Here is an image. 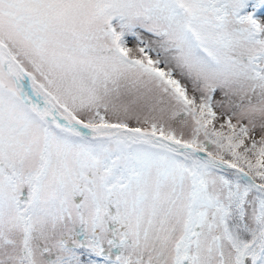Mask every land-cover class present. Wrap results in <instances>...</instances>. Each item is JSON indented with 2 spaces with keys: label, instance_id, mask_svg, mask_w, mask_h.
Instances as JSON below:
<instances>
[{
  "label": "snow or ice",
  "instance_id": "1",
  "mask_svg": "<svg viewBox=\"0 0 264 264\" xmlns=\"http://www.w3.org/2000/svg\"><path fill=\"white\" fill-rule=\"evenodd\" d=\"M0 264H264V0H0Z\"/></svg>",
  "mask_w": 264,
  "mask_h": 264
}]
</instances>
